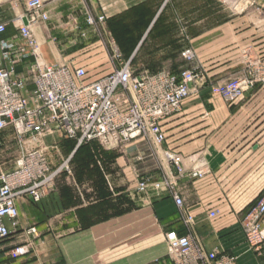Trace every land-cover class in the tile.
Masks as SVG:
<instances>
[{"label":"crops","instance_id":"obj_1","mask_svg":"<svg viewBox=\"0 0 264 264\" xmlns=\"http://www.w3.org/2000/svg\"><path fill=\"white\" fill-rule=\"evenodd\" d=\"M43 2L48 19L30 30L47 65L83 68L89 79L109 74L103 41L86 23L89 16H104L102 37L132 59L135 71L193 67L206 83L161 122V145L136 138L104 148L94 141L90 157L57 132L53 143L61 163H51L60 173L38 202L17 199L19 214L15 226L6 221L11 235L0 242V264H172L168 233H192L208 252L234 257L235 264H264V249L260 255L250 250L241 225L264 193V85L233 104L211 91L250 73L264 76V0H248L253 8L240 14L217 0ZM27 16L26 0H0L2 38H16ZM186 49L194 52L191 62L182 57ZM166 151L180 158L182 211L168 195L136 192L140 179L160 181L176 173ZM197 171L206 173L192 177ZM17 247L24 252L13 257Z\"/></svg>","mask_w":264,"mask_h":264},{"label":"built area","instance_id":"obj_2","mask_svg":"<svg viewBox=\"0 0 264 264\" xmlns=\"http://www.w3.org/2000/svg\"><path fill=\"white\" fill-rule=\"evenodd\" d=\"M26 7L27 25L20 26L16 38L4 40L6 26L0 23V133L10 130L20 142L29 136L57 131L77 146L97 141L104 148H116L136 138L161 145L165 140L161 122L177 114L183 101L206 83L205 75L193 67L178 73L135 71L132 59H125L111 38L105 42L102 37L104 16L95 20L89 16L86 23L103 41L112 66L109 74L89 79L83 68L47 65L30 30L48 19L44 2L26 0ZM182 57L191 62L193 50L186 49ZM18 67H22L21 72ZM258 83L264 85V76L250 73L246 78L214 85L211 91L225 103L233 104ZM20 149L12 169L0 168V242L11 235L6 221L15 226L19 214L17 199L29 196L38 202L61 170L52 168L46 149H24L21 145ZM163 156L176 173L160 181L140 179L136 192H151L156 199L168 195L182 211L183 201L177 190L178 179L183 175L180 158L168 151ZM205 173L197 171L191 176L202 177ZM186 223L190 226L191 218ZM241 225L248 247L260 255L264 249V193ZM166 243L172 264H235L234 257L208 252L192 233H168ZM23 252L22 247L14 248L12 256Z\"/></svg>","mask_w":264,"mask_h":264},{"label":"rangeland","instance_id":"obj_3","mask_svg":"<svg viewBox=\"0 0 264 264\" xmlns=\"http://www.w3.org/2000/svg\"><path fill=\"white\" fill-rule=\"evenodd\" d=\"M221 4H224L226 7H229L233 14H240L245 10H249L251 7L247 2L248 0H239L242 1V4H233V2L224 3L221 0H217ZM162 20L161 15L157 18L156 23ZM141 62H135L136 68L141 67ZM57 131L52 132L51 134L44 136H29L24 138L22 142L16 138L12 131L7 130L0 133V168L5 170L12 169L20 154V145L24 149H42V141L44 140L47 145L43 149L45 150L46 156L50 162L57 161V167L59 166L60 161V150L57 149V145L53 143L54 140L58 138L56 135ZM48 141V142H47ZM50 143V144H49ZM49 144V145H48ZM52 164V163H51ZM53 166V165H52ZM55 169V167H53ZM13 258V257H12Z\"/></svg>","mask_w":264,"mask_h":264},{"label":"trees","instance_id":"obj_4","mask_svg":"<svg viewBox=\"0 0 264 264\" xmlns=\"http://www.w3.org/2000/svg\"><path fill=\"white\" fill-rule=\"evenodd\" d=\"M92 142H94V141H92ZM91 146L93 147V149H96V147L94 146V144H92L91 142L84 143V144L80 145L79 146V149H78V153H88L89 156L91 157V155H90L91 154Z\"/></svg>","mask_w":264,"mask_h":264},{"label":"bare ground","instance_id":"obj_5","mask_svg":"<svg viewBox=\"0 0 264 264\" xmlns=\"http://www.w3.org/2000/svg\"><path fill=\"white\" fill-rule=\"evenodd\" d=\"M233 2V4H242V1L239 0H227V2Z\"/></svg>","mask_w":264,"mask_h":264},{"label":"water","instance_id":"obj_6","mask_svg":"<svg viewBox=\"0 0 264 264\" xmlns=\"http://www.w3.org/2000/svg\"><path fill=\"white\" fill-rule=\"evenodd\" d=\"M24 25H25V26L27 25V20L24 21Z\"/></svg>","mask_w":264,"mask_h":264}]
</instances>
